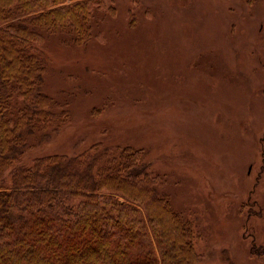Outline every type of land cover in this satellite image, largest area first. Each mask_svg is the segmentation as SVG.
<instances>
[{
	"label": "rangeland",
	"instance_id": "1",
	"mask_svg": "<svg viewBox=\"0 0 264 264\" xmlns=\"http://www.w3.org/2000/svg\"><path fill=\"white\" fill-rule=\"evenodd\" d=\"M92 12L82 46L44 34L43 91L67 114L30 139L23 165L133 147L192 224L198 264H264V0H98Z\"/></svg>",
	"mask_w": 264,
	"mask_h": 264
},
{
	"label": "trees",
	"instance_id": "2",
	"mask_svg": "<svg viewBox=\"0 0 264 264\" xmlns=\"http://www.w3.org/2000/svg\"><path fill=\"white\" fill-rule=\"evenodd\" d=\"M97 5L0 0V264H198L192 224L151 188L140 150L98 144L22 163L30 139L67 114L43 91L44 34L84 45Z\"/></svg>",
	"mask_w": 264,
	"mask_h": 264
}]
</instances>
